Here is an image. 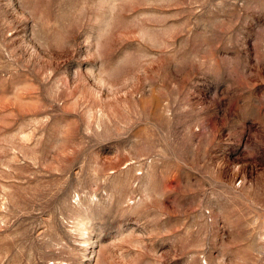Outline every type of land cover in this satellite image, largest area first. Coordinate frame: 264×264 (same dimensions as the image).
<instances>
[{
  "label": "rangeland",
  "instance_id": "rangeland-1",
  "mask_svg": "<svg viewBox=\"0 0 264 264\" xmlns=\"http://www.w3.org/2000/svg\"><path fill=\"white\" fill-rule=\"evenodd\" d=\"M0 264H264V0H0Z\"/></svg>",
  "mask_w": 264,
  "mask_h": 264
}]
</instances>
